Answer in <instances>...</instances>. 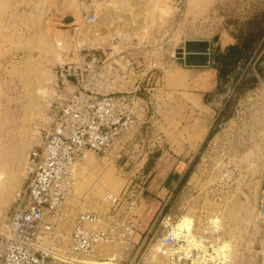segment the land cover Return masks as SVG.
Here are the masks:
<instances>
[{"label": "rangeland", "instance_id": "374dc122", "mask_svg": "<svg viewBox=\"0 0 264 264\" xmlns=\"http://www.w3.org/2000/svg\"><path fill=\"white\" fill-rule=\"evenodd\" d=\"M179 3L177 10L170 0H0V173L4 183L7 182L5 185L13 186L10 196L0 195V226L7 222L16 206L27 155L39 143L40 129L47 122L48 104L54 94L63 95L57 85V63L62 59L82 61L84 53L72 56L74 45L105 48L115 31L137 38L145 31L146 42L157 38L164 44L157 58L161 68L159 81L145 96L149 112L146 120L150 124L141 133H147L146 141L153 138L145 148L157 145L154 140L159 137L161 151L151 148L153 153H159V162L171 156L188 155L198 147L215 114L223 111L218 132L203 152L201 164L190 176L184 196L181 193L177 196L169 226L184 221L181 228L190 230L192 219L195 225L217 219L223 227L224 242H227L224 250L229 249L232 264H242L244 257L248 262L244 264H262L264 224L257 218V202L264 186V79L249 91L236 90L231 80L218 84L214 77L205 84V79L196 77L197 72L178 58L176 50L174 58L170 54L174 48L188 52L192 40L208 41L210 57L219 53L220 35L225 31L233 37L236 25L244 24L264 7V0H179ZM92 13L97 16L92 25L74 24ZM97 32L100 35L94 36ZM59 42L67 50L73 45L69 55L67 51L61 56L55 45ZM259 52V56L263 55L259 65L264 68V49ZM243 70L239 67L236 73ZM204 92L209 95L205 102ZM227 100L230 102L226 103ZM118 149L115 144L105 155L89 154L88 161L75 167V197L69 202L74 207L69 212L71 216L78 210L105 212L102 202L105 194L119 193L130 186L132 177L142 172L123 168L120 163L123 157L116 159ZM222 159L240 163L250 180L244 184L241 195L217 202L207 196V191L214 182L212 177L220 171L217 165ZM156 160L154 157L152 162ZM145 168L146 164L143 171ZM101 173L109 178L101 181L98 179ZM69 223L64 221V231H69ZM164 225L165 222L156 227L154 237L132 262L130 259L137 249L129 247L133 243L126 247H108L105 255L114 262L101 263L168 264L162 254L151 256L161 247L156 239L165 230ZM250 251L255 255L261 251L260 260H250Z\"/></svg>", "mask_w": 264, "mask_h": 264}, {"label": "built area", "instance_id": "2783aa9c", "mask_svg": "<svg viewBox=\"0 0 264 264\" xmlns=\"http://www.w3.org/2000/svg\"><path fill=\"white\" fill-rule=\"evenodd\" d=\"M96 19L92 13L74 24L90 26ZM143 34L137 38L115 31L105 48L74 45L72 56L82 52V61L57 63V85L63 95L54 94L48 104L39 143L27 155L16 206L0 226V264H96L110 260L105 255L108 247L133 242L138 228L130 221L136 201L130 186L105 194V212H81L77 207L73 217L69 202L75 197L74 168L87 154L105 155L118 144L116 159L123 157V168L143 173L153 153V144L145 148L150 140L146 141L147 133L142 135L141 130L148 124L145 96L159 81L157 58L164 44L157 38L148 43ZM55 45L61 56L73 46L67 50L62 42ZM207 53L209 57L210 48ZM218 166L207 196L223 202L241 195L250 180L241 164L222 159ZM257 218L264 224V187ZM65 220L70 222L69 231L62 229ZM160 221L165 222V230L156 241L166 248L159 247L168 264H232L229 249H222L219 221L209 219L195 225L192 219L189 231L178 230L176 224L169 226L170 217Z\"/></svg>", "mask_w": 264, "mask_h": 264}, {"label": "crops", "instance_id": "0c3cea01", "mask_svg": "<svg viewBox=\"0 0 264 264\" xmlns=\"http://www.w3.org/2000/svg\"><path fill=\"white\" fill-rule=\"evenodd\" d=\"M180 4L181 3H178V5H176L175 8L177 10L180 7ZM191 42H193V46L189 48V51L192 52L193 56H191L189 62L193 65H188V66L185 65V61L184 59H182L183 63L185 66L190 67L191 71L197 72L195 74L196 77H199L200 79L201 78L205 79L204 83L208 84L209 80L211 81L213 77L216 78V74H217L216 70L214 69V67L213 68L211 67V63L208 66L197 65L201 61L200 58L201 56L199 55H201L200 53H202L201 51L204 49L203 45H206L208 41L192 40ZM234 44H235V39L232 36H228V34L225 31L218 38L217 45H218V50L220 51H222L225 47ZM175 50L177 49L174 48L173 51ZM211 90L212 89H210L209 91ZM205 93L206 92L202 94V97H204ZM149 104L151 103L149 102ZM217 113L215 114L212 123L208 126L207 131L202 135L201 137L202 140L199 142V145L195 150H193L188 155H183L182 157L171 156V158L163 159L161 162H159V160L161 159V157H159L157 158L156 161L153 162V164L150 166L149 169H145L143 171L144 175H142V172H140L130 179L131 181L130 189L134 191L136 198L135 207L133 209L130 221L134 223L138 228V232L134 238L136 240L135 241L133 240L132 242L133 244L129 246V247H137L136 251L132 255V258L130 259V262L133 261L134 256L139 252V250L142 247H144L149 241H151V239L154 237L153 235L157 231L156 227L160 225L161 223L160 220L164 218L163 210L167 205V203L169 202L170 198L173 196L178 186L180 187L179 194L181 193L182 197L184 196L183 195L184 189L188 184V181L184 185H181L182 179L186 171L188 170L189 166L191 165L192 161L199 153V149L202 146L210 128L212 127L215 118L217 116ZM148 123L150 124L149 120ZM152 139L153 138L149 140L151 141ZM158 140L159 137L155 138L154 141L157 145H153V146L156 148L157 151L158 150L161 151L160 141ZM182 152L183 150L180 151L179 154H181ZM200 155L202 156L203 153H201ZM201 156L199 157L196 166H194L195 169L198 167L199 164H201V159H202ZM257 206H258V202H257ZM251 251L253 252V250ZM251 251L249 253L250 254L249 259L257 260V261L260 260L259 254H262V252L256 251L255 252L256 255H255L252 254ZM260 256L263 264L264 255L262 254ZM245 262L247 261L246 258L244 257V261L242 264H244ZM118 263H120V257L118 258Z\"/></svg>", "mask_w": 264, "mask_h": 264}, {"label": "trees", "instance_id": "16d2710c", "mask_svg": "<svg viewBox=\"0 0 264 264\" xmlns=\"http://www.w3.org/2000/svg\"><path fill=\"white\" fill-rule=\"evenodd\" d=\"M236 28L233 34L235 44L229 45L219 53L209 57L210 63L217 72L216 79L218 84L231 80L236 84V90L249 91L255 88L259 80L264 79V68L259 65L263 60V55L259 56V51L264 49V7L253 13L244 24L236 25ZM239 67L244 69L242 73H236ZM212 92H209V94ZM207 96H209L208 93H205L203 97L204 102ZM228 102L230 100H227L226 103ZM222 113V110L218 111L215 121L199 149V153L186 171L181 185H184L188 181L194 172V166H196L201 156L200 154L205 151L210 141L217 134L219 122L223 119ZM151 156L153 157L147 160L145 169L150 168L153 164V158L157 159L159 153L156 151ZM123 160H120V163L121 161L123 163ZM179 191L180 187L178 186L163 210L164 217L172 215L173 207L178 203L177 196L179 195Z\"/></svg>", "mask_w": 264, "mask_h": 264}, {"label": "bare ground", "instance_id": "6f19581e", "mask_svg": "<svg viewBox=\"0 0 264 264\" xmlns=\"http://www.w3.org/2000/svg\"><path fill=\"white\" fill-rule=\"evenodd\" d=\"M89 154H87L86 156H85V159H84V162H86V161H88L89 159L88 158H86L87 156H88ZM74 175H75V168H74ZM101 179V181H103V179L104 180H107L109 177L106 175V174H104V173H101L100 175H99V177H98V179ZM4 180H5V178H4V176L2 175V173H0V195L2 196V198H4L5 197V195L7 196V195H9L10 196V192H11V188L13 187L12 186V184L10 185V186H6L5 185V183H7V182H5L4 183ZM11 181V180H10ZM14 181V180H13ZM12 182V181H11ZM9 184V183H8ZM14 184V183H13ZM102 188H104L105 190H107L106 189V187H104V185H102ZM14 192V191H13ZM12 193V192H11ZM18 193V192H17ZM103 194V193H102ZM216 221H218L217 219H215ZM183 225H185V223H184V221H181V222H179L178 224H177V226L176 227H182ZM179 230V229H178ZM181 230L182 231H184V230H189V228H187V227H184V228H181ZM226 243L227 242H224L223 243V246H222V249L224 250V248L226 247L225 245H226ZM153 250H155V248H153ZM154 253H152L151 254V256H157L158 254H162L163 255V253H162V250H160L159 248H157L156 249V251H153ZM164 256V255H163ZM154 257V258H155ZM103 261H108V262H114V259L113 258H110V260H103ZM96 264H104V263H101V261H96Z\"/></svg>", "mask_w": 264, "mask_h": 264}, {"label": "water", "instance_id": "95a60500", "mask_svg": "<svg viewBox=\"0 0 264 264\" xmlns=\"http://www.w3.org/2000/svg\"><path fill=\"white\" fill-rule=\"evenodd\" d=\"M170 3L172 6H176L178 3H179V0H170ZM193 46V44L191 45V47ZM203 50L201 51L202 53H200L201 56V61L197 64V65H200V66H208V61H209V57H208V48L209 46L206 44V45H203ZM176 54L178 56V58L180 59H184L185 61V65H193L189 62V60L191 59V56L192 55V52H184L182 49H177L176 50Z\"/></svg>", "mask_w": 264, "mask_h": 264}]
</instances>
